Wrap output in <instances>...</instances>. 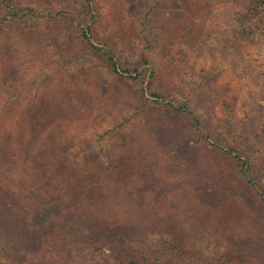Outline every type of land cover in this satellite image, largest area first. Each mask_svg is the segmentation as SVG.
I'll return each mask as SVG.
<instances>
[{"label":"rangeland","instance_id":"1","mask_svg":"<svg viewBox=\"0 0 264 264\" xmlns=\"http://www.w3.org/2000/svg\"><path fill=\"white\" fill-rule=\"evenodd\" d=\"M250 1L94 0L92 41L111 48L128 74L56 24L70 13L88 28L83 0H18L23 18L0 0V202L22 188L47 200L34 225L0 203V264H115L180 240L215 256L226 244L222 222L229 229L245 218L246 228L264 229V206L237 184L233 155L209 144L243 154L264 192V82L243 70L254 52L238 22ZM149 83L204 127L171 126ZM120 155L142 166L113 176ZM52 226L60 241L45 239ZM241 254L251 260L236 264H264L252 249Z\"/></svg>","mask_w":264,"mask_h":264},{"label":"trees","instance_id":"2","mask_svg":"<svg viewBox=\"0 0 264 264\" xmlns=\"http://www.w3.org/2000/svg\"><path fill=\"white\" fill-rule=\"evenodd\" d=\"M7 6H10L12 9V14L19 15V18H23L28 15L27 9L24 7H18V0H2ZM85 5V11L87 10L88 13H93L92 8L94 7V0H83ZM33 11V9H31ZM30 11V10H29ZM33 13V12H32ZM89 16V15H87ZM92 22H87V27L85 28L83 24H76L74 21V16L72 14H63L61 17L56 18V24L61 23L62 26L69 30L70 33H77L81 37L85 38L88 43L101 51L103 55L106 57L107 62L111 65L113 71L123 73H128L131 71L129 68H125L118 58L116 57L115 53L111 48H108L105 44L94 43L92 41V37H94V30L93 24L95 23L96 14L93 13ZM91 20V18H90ZM239 26H240V35L241 41H245V45L252 49L254 52L252 55H247L242 62V67L245 72H250L255 70L260 76L259 79L263 80L264 82V2L261 0H251L247 5L245 11L242 15H240L239 19ZM89 21V20H87ZM147 58H145V61ZM131 76V75H130ZM144 73L142 71L138 72V76H133L134 78H141V91L145 93V85H144ZM132 78V76H131ZM160 86V85H159ZM156 86L152 83H149L147 86L148 90L151 91L153 97L156 96V99L161 103L164 108L166 107L168 115H169V122L171 126H176L177 124L182 123L183 125H178L182 131H188L192 134V132L200 126H203L201 120L198 116L194 114L192 109L186 104H176L170 100H166L162 97L161 88ZM168 119V118H167ZM186 124V125H185ZM200 125V126H198ZM204 127V126H203ZM206 129V128H205ZM112 131H107L106 134H111ZM205 136L208 139H213V135L210 130L206 129ZM218 142V141H217ZM209 144L221 150L222 152L231 153V156L234 160L235 167L238 169L239 173L242 176V180L237 181V184H241L245 189L249 190L250 193L255 194V198L257 200L258 205L264 206V192L260 189L259 183H256L252 178L251 174L254 171V167L251 161H248L243 154L239 152L229 151L226 147L217 144L216 142H210ZM184 159L187 161V156H184ZM181 160V156H180ZM185 161V162H186ZM190 166L193 165L192 162L189 163ZM112 171L115 173L114 175L125 176V172L122 171L124 167H131L136 168V166H142L139 157L137 155L131 156H116L111 164ZM2 166L0 165V168ZM1 175V169H0ZM208 178V176L206 175ZM204 176V178H206ZM212 181V179H211ZM3 181H0V188ZM15 184V182H13ZM10 182V185H14ZM208 183H206L207 185ZM212 185H209L211 188ZM209 191V189H208ZM22 192H26L24 195L18 197L16 194H9L3 201L6 202L5 205L7 207L8 214H15L18 215L19 213L22 214L21 217H24L26 223L28 225H34V219L37 216L43 214V210L46 209L45 202L47 200L38 196V192L36 189H24L22 188ZM0 202L3 205V202ZM50 203L48 208L53 209V203L56 202L55 199L48 201ZM21 203V204H20ZM44 207V208H43ZM226 208H222L221 213L224 214ZM234 215V214H233ZM232 215V216H233ZM23 220L15 219L12 220L15 224L22 223ZM28 219V220H27ZM245 218H239L237 222H235L232 226L227 229L224 226L221 229L223 238L225 239V248H223L220 252H218L215 256H210L205 254V252L195 246L188 245L187 243L183 242V240L177 241L175 243H170L167 249L165 250H158V251H149L147 249H138L134 250V256L125 258L121 261H118L115 264H157L158 262L161 264H177L178 262L189 263V264H210L211 262H223V264L229 263H242L248 262L250 258L242 259V252L246 249L253 250V257L262 258L264 255V229L261 228L260 232H255L251 229L246 228V224L244 223ZM224 220L228 223L227 217L224 215ZM29 221V223H28ZM230 224V223H229ZM52 235L51 238H46V240L60 241L59 236L63 234L62 230L52 226ZM83 233V231H82ZM66 238V236L64 237ZM67 239V238H66ZM234 251V252H231ZM252 257V258H253ZM170 259V260H167ZM162 260H165L164 262Z\"/></svg>","mask_w":264,"mask_h":264}]
</instances>
